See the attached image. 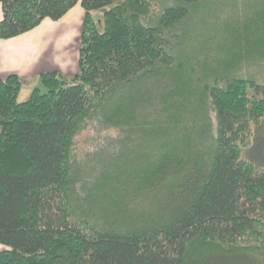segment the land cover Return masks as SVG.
Returning <instances> with one entry per match:
<instances>
[{
    "label": "trees",
    "instance_id": "1",
    "mask_svg": "<svg viewBox=\"0 0 264 264\" xmlns=\"http://www.w3.org/2000/svg\"><path fill=\"white\" fill-rule=\"evenodd\" d=\"M199 1L155 14L152 0H0L2 41L84 10L75 75L0 80V264H264V82L184 83L166 34ZM251 23L263 28L264 17ZM99 112L128 128L125 141L138 134L135 151L159 135L153 153H169L147 171L111 176L104 160L89 182L73 177V139ZM126 200L149 208V222L126 226L137 214ZM204 245L227 250L192 260Z\"/></svg>",
    "mask_w": 264,
    "mask_h": 264
},
{
    "label": "rangeland",
    "instance_id": "2",
    "mask_svg": "<svg viewBox=\"0 0 264 264\" xmlns=\"http://www.w3.org/2000/svg\"><path fill=\"white\" fill-rule=\"evenodd\" d=\"M152 2L153 13L157 14L159 9L161 10L160 6L163 4L171 5L172 0H152ZM186 15V18L176 23L166 34V37L172 40L173 53L175 58L177 57L175 61L178 62V57L184 58L180 60L183 66H180L179 69L180 72H183L184 83L187 85L188 83L192 84L193 87L194 83L203 84L200 81H210L215 78V75L225 78L228 76L230 79L239 77L264 82V27L251 28L253 25L251 22L264 17V0H202L196 5L190 6ZM260 25L262 24L260 23ZM230 34L232 37L229 36ZM236 34L238 35L236 36ZM235 37L236 41L232 42L235 48L231 51V49H228L230 45L227 41L230 38L235 39ZM228 52L236 53L237 59L231 61L233 58L230 53L229 60L227 58ZM190 63H193L191 67L188 66ZM174 73L176 72H172L173 76H175ZM38 87L40 88V86ZM33 88V84L23 86L17 102H25ZM175 94H177V91ZM183 95L185 96V94ZM192 96H186L188 102L189 100L192 102ZM203 103L210 107L208 101ZM207 114L210 120L211 137H213L216 130L215 116L211 110L209 111V108ZM118 123L119 120L111 124L108 123L101 118L100 112L84 120L81 129L73 139L74 146L71 150L73 177L80 180L84 178L89 182L92 180L90 177H95L101 171V163L104 160L109 161L112 165L108 170V174L111 176L120 170L133 171L140 169V167L143 172L154 165L158 158L161 161L163 156L169 153L168 148L160 150L162 152L153 153L156 150L159 135L157 139L155 138L156 142L146 150L135 151L134 148L140 147L141 144V142H138L139 140L136 141L138 134L132 136L133 143L130 142L131 140L125 141V138L129 137L126 133L128 128L123 125H116ZM204 123L206 125L208 121ZM260 135L264 137V124ZM209 144L210 141L206 146H209ZM101 152L113 156L95 158ZM129 152H131V155H127L122 160L125 155H120L130 154ZM200 162L203 163V160H200ZM77 190H79L78 187ZM128 201L124 202L125 210L132 211L133 214V206L137 210V205L134 203L132 206H127ZM139 209V211H136L137 214H133L134 217H131V220L126 215L127 213L124 214L126 215L124 217L126 226L138 227V225L145 224L144 222H149L150 217L147 218V212L150 209L146 208L147 210L144 212L141 208ZM207 248L208 245L194 246L188 253L191 255V259L195 260L199 257H207V255L226 252L227 250L221 247L218 249L214 247Z\"/></svg>",
    "mask_w": 264,
    "mask_h": 264
},
{
    "label": "crops",
    "instance_id": "3",
    "mask_svg": "<svg viewBox=\"0 0 264 264\" xmlns=\"http://www.w3.org/2000/svg\"><path fill=\"white\" fill-rule=\"evenodd\" d=\"M2 16L0 5V21ZM83 18L84 10L76 5L60 21L44 20L24 35L0 40V80L9 76L34 79L52 72L75 75Z\"/></svg>",
    "mask_w": 264,
    "mask_h": 264
}]
</instances>
